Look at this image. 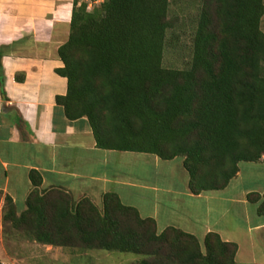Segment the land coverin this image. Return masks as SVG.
Here are the masks:
<instances>
[{
    "label": "trees",
    "instance_id": "obj_1",
    "mask_svg": "<svg viewBox=\"0 0 264 264\" xmlns=\"http://www.w3.org/2000/svg\"><path fill=\"white\" fill-rule=\"evenodd\" d=\"M171 0L72 1L68 35L57 49L66 92L55 103L69 120L85 117L98 148L183 159L192 194L224 189L240 162L264 158V0H198L190 58L163 63L173 28ZM32 189L17 212L0 192L1 220L42 245L142 256L138 264H236L237 245L216 232L203 239L102 196L75 200ZM264 215V192L249 194Z\"/></svg>",
    "mask_w": 264,
    "mask_h": 264
},
{
    "label": "crops",
    "instance_id": "obj_2",
    "mask_svg": "<svg viewBox=\"0 0 264 264\" xmlns=\"http://www.w3.org/2000/svg\"><path fill=\"white\" fill-rule=\"evenodd\" d=\"M72 1L0 0L2 195L12 198L17 212L23 210L32 189L29 172L34 170L41 176L39 189L42 192L62 190L75 200L86 197L97 207L104 193L114 192L123 204L136 208L141 215L145 190H148L153 194L149 199L150 215L141 217L153 218L158 231L175 227L194 235L198 241V234L204 239L208 232H216L223 241L237 245L236 264L244 255L253 257L257 251L263 255L264 220L245 218L244 232H256L245 245L235 237L243 230L241 225L233 217L222 221L225 214L222 212L211 216L215 209L207 203L229 202V206L240 208L244 215L252 207L253 215L261 218L264 215L257 213L260 200L251 202L248 196L253 192L262 194L264 186L236 190L232 183L240 176L239 170L224 189L194 195L189 189L182 158L163 160L150 153L139 154L145 159L150 156L155 166L162 163L161 167L166 170L160 173L166 179L162 183L154 180L149 185L147 180L146 183L133 180L134 177L119 168L118 162L125 161L127 153L135 155L137 152L98 148L85 117L76 120L65 117L63 108L55 103V96L65 94L66 79L54 70L62 66L57 49L68 35ZM256 164H264V158ZM169 173L179 179L170 183ZM197 203H206L207 210L196 209ZM189 207L194 213L186 218ZM177 209L181 213L178 210L173 219ZM198 213L205 214L204 218ZM159 222L162 223L160 229ZM197 224L200 229L195 230Z\"/></svg>",
    "mask_w": 264,
    "mask_h": 264
},
{
    "label": "rangeland",
    "instance_id": "obj_3",
    "mask_svg": "<svg viewBox=\"0 0 264 264\" xmlns=\"http://www.w3.org/2000/svg\"><path fill=\"white\" fill-rule=\"evenodd\" d=\"M103 0H79L80 3L86 4L89 10L95 9ZM198 7V0H171L169 15L174 17V26L168 31L169 43L166 46L164 52L163 63L167 67L183 68L190 58V46L191 36L195 27V19ZM262 30L264 31V16L261 22ZM126 160L118 162L119 168H123L127 175L134 177L133 180H141L143 183L147 180V184L156 181L163 182L166 177L160 173L165 171V167L155 166L153 160L142 158L139 153L135 155L126 154ZM240 176L232 183L233 188L239 190L240 188L252 187L259 188L264 186V164H256L252 162H240L239 165ZM158 171L159 173H154ZM182 176L185 178L186 171H182ZM155 174V176H154ZM157 175V176H156ZM170 183L176 182L175 175L168 174ZM153 196L151 191L145 190V201L141 206V215H150V198ZM2 200L0 196V201ZM191 204V203H190ZM212 207L214 212L211 216H215L217 212L225 213L222 221L230 218H234L237 223L241 225L243 229L245 218L254 220H264V217L258 218L253 215L252 207L249 208L248 213L244 215L240 208L229 206V202L219 203H207ZM206 203L196 204V209L205 212L207 210ZM2 203L0 202V264H138L142 256L122 253V252H109L105 250L92 249V250H79L73 248H62L50 245H42L32 241L28 236L20 229H15L8 225H5L1 220ZM99 208H102V201L98 203ZM229 207V208H228ZM228 211L226 212V210ZM181 213L180 209L175 210L173 219ZM185 217L189 218L194 213L193 208L188 209ZM203 219L205 214H201ZM183 220V218H181ZM191 219V218H190ZM174 220L172 221V223ZM201 225V224H200ZM162 227V223L159 222V229ZM202 228V226H201ZM200 229V226L195 225V230ZM245 229L239 231L238 241H243L245 245L250 242V236H255L256 232L246 234ZM199 243L202 251L204 252L203 238L201 234H198ZM256 252V250L254 251ZM238 264H264V254L256 252L255 256L244 255L242 259L238 260Z\"/></svg>",
    "mask_w": 264,
    "mask_h": 264
}]
</instances>
